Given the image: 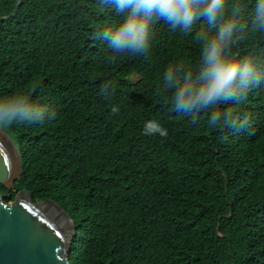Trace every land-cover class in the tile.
Returning <instances> with one entry per match:
<instances>
[{
    "label": "trees",
    "instance_id": "obj_1",
    "mask_svg": "<svg viewBox=\"0 0 264 264\" xmlns=\"http://www.w3.org/2000/svg\"><path fill=\"white\" fill-rule=\"evenodd\" d=\"M228 4L240 6L244 37L234 51L264 64L252 0ZM121 20L101 0H0V97L23 94L55 114L1 127L22 176L0 193L12 203L28 191L68 213L70 264H264V81L192 123L163 74L195 73L196 36L215 29L202 19L145 56L114 54L98 34ZM214 110L242 126L209 125ZM153 120L167 136L144 134Z\"/></svg>",
    "mask_w": 264,
    "mask_h": 264
},
{
    "label": "clouds",
    "instance_id": "obj_2",
    "mask_svg": "<svg viewBox=\"0 0 264 264\" xmlns=\"http://www.w3.org/2000/svg\"><path fill=\"white\" fill-rule=\"evenodd\" d=\"M101 3H111L122 17L117 25L98 34V39L106 42L114 54L145 56L152 50L153 41L158 46L163 36L172 34L175 38L177 29L190 33L202 19L215 29L196 36L200 48L195 73L169 67L163 74V89L172 90L174 111L189 116L192 123L197 122L200 113L243 98L264 81V64L253 56H240L234 51L244 38L238 24L239 5L229 6L228 0H101ZM251 19L252 28L264 33V0H252ZM159 21L164 22L156 25ZM54 115L48 105L33 102L23 94L0 97V127L41 124L54 119ZM208 124L238 127L242 126V119L230 110H214ZM143 132L161 137L168 134L155 120L146 122Z\"/></svg>",
    "mask_w": 264,
    "mask_h": 264
},
{
    "label": "water",
    "instance_id": "obj_3",
    "mask_svg": "<svg viewBox=\"0 0 264 264\" xmlns=\"http://www.w3.org/2000/svg\"><path fill=\"white\" fill-rule=\"evenodd\" d=\"M22 176L20 154L0 127V186L15 188ZM0 193V264H70L76 227L55 201L33 202L20 191L12 203Z\"/></svg>",
    "mask_w": 264,
    "mask_h": 264
},
{
    "label": "rangeland",
    "instance_id": "obj_4",
    "mask_svg": "<svg viewBox=\"0 0 264 264\" xmlns=\"http://www.w3.org/2000/svg\"><path fill=\"white\" fill-rule=\"evenodd\" d=\"M137 81H138V79H137V78L133 79V83H136Z\"/></svg>",
    "mask_w": 264,
    "mask_h": 264
}]
</instances>
